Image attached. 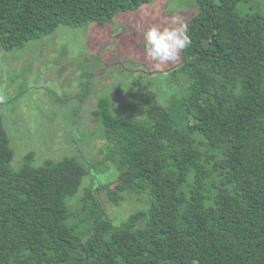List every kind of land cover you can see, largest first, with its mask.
I'll return each instance as SVG.
<instances>
[{
  "label": "trees",
  "instance_id": "1",
  "mask_svg": "<svg viewBox=\"0 0 264 264\" xmlns=\"http://www.w3.org/2000/svg\"><path fill=\"white\" fill-rule=\"evenodd\" d=\"M152 1L0 0V46L103 27ZM241 1L255 11L238 12ZM196 4L192 44L170 72L189 84L177 111L151 101L146 119L116 115L101 97L92 112L89 135L105 140L103 162L117 171L99 189L116 206L150 197L119 226L100 191L79 197L89 172L76 158L36 167L29 152L15 171L0 111V264H264V0Z\"/></svg>",
  "mask_w": 264,
  "mask_h": 264
},
{
  "label": "rangeland",
  "instance_id": "2",
  "mask_svg": "<svg viewBox=\"0 0 264 264\" xmlns=\"http://www.w3.org/2000/svg\"><path fill=\"white\" fill-rule=\"evenodd\" d=\"M253 5L241 1L238 12L255 11ZM198 15L196 0H153L103 27H61L22 50L0 46V95L5 97L0 111L15 151L14 170L22 169L29 152L36 153V167L76 158L89 172L79 197L86 189L100 191L97 196L117 226L148 210V195H126L116 206L108 191L99 189L113 183L117 171L103 162L105 140L89 135L97 128L92 112L101 97L112 101L116 115L146 119L151 101L177 111L180 90L189 84L173 83L170 72L182 64V53L178 62L155 67L146 59L142 31L177 21L188 25Z\"/></svg>",
  "mask_w": 264,
  "mask_h": 264
},
{
  "label": "clouds",
  "instance_id": "3",
  "mask_svg": "<svg viewBox=\"0 0 264 264\" xmlns=\"http://www.w3.org/2000/svg\"><path fill=\"white\" fill-rule=\"evenodd\" d=\"M142 37L146 59L157 68L178 62L192 44L188 26L179 21L167 27L153 25L142 31ZM4 99L0 95V102Z\"/></svg>",
  "mask_w": 264,
  "mask_h": 264
}]
</instances>
